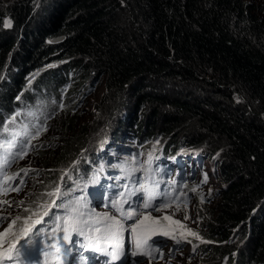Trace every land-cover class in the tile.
<instances>
[{
    "label": "trees",
    "instance_id": "obj_1",
    "mask_svg": "<svg viewBox=\"0 0 264 264\" xmlns=\"http://www.w3.org/2000/svg\"><path fill=\"white\" fill-rule=\"evenodd\" d=\"M99 81L104 92L96 112L115 113L118 132L149 134L154 153L168 157L185 145L200 148L220 164L225 185L204 227L208 252L201 264L232 262L228 248L235 245L240 256L233 264H264V0H0V176L14 152L43 137L54 121L60 144L49 164L77 160L85 128L70 113ZM123 108L126 118L117 116ZM116 148L103 142L97 150L104 153L84 156L63 185L85 195L87 184L97 188L95 172L105 177L116 166L125 197L142 193L135 173L109 161ZM154 158L141 183L163 195L159 178L171 160ZM55 181L46 170L40 183L50 189ZM103 189L105 197L112 191ZM41 196L38 190L33 199ZM78 212L67 217L84 225ZM156 228L163 223L145 231ZM64 229L40 237L44 244L53 238L43 247L48 254ZM236 232L243 237L227 242ZM78 233L80 243L88 233ZM26 244L14 249L11 264L36 255L33 241Z\"/></svg>",
    "mask_w": 264,
    "mask_h": 264
},
{
    "label": "rangeland",
    "instance_id": "obj_2",
    "mask_svg": "<svg viewBox=\"0 0 264 264\" xmlns=\"http://www.w3.org/2000/svg\"><path fill=\"white\" fill-rule=\"evenodd\" d=\"M103 92V81L95 83L88 93L82 95L79 104L74 106V115L70 113L74 117L76 125H82L85 128L84 133L81 132L84 142L77 160L74 156L67 163L56 164L60 165L58 167L55 164L50 165L54 160L50 159L48 154L54 153L60 144L54 129H58L60 124L58 121H54L48 124V131L43 137L34 140L26 149L14 152L7 163L2 176H0V233H4L0 237V253H2L0 264L13 263L14 249L20 248L22 245L27 249L26 243L29 240L33 241L34 251L38 252L25 264H65V261L70 258L68 249L72 246L76 249L72 255L73 262L88 264V255L85 253L82 255L75 244V241L81 237L78 232L82 231V228H85V231L94 241L108 250L104 252L105 256H111V251L116 242L106 239L103 231L105 224L111 222L104 221L100 217L107 212L110 215L115 214L119 218V214L114 213L111 207V201L120 198L115 194L112 195V193L124 192L125 180L116 178L119 176L114 169L116 166L111 168L105 177H100L95 172L93 177L98 183L97 188L95 185L88 186L87 184L85 190L88 191L85 195L74 184L70 185L65 182L63 185V180L67 176L70 175L69 178L73 180L72 175L82 166L84 156L90 153L100 156L99 154L104 153L103 150H97L103 142L104 144L109 143L111 146H120L119 149L112 150V156H109L108 159L113 161L112 164L115 163V165H122L123 167L126 165L129 168L128 173H135L133 179L137 181V191L141 190V186L144 185L143 182L141 183L144 179L143 169L150 159L155 157L154 159H157L158 163L160 160L162 162L163 160L175 161L174 165L165 167L166 171L160 175L159 183L164 187V194L161 195L158 190L151 191V194L156 197L150 201L152 207L144 208L145 196L143 191L138 195L126 196L129 204L125 205V208L136 209L141 220L144 219V216H149L152 219L144 221V224L137 228L135 234H133L130 226L136 217L133 220H123L124 227L119 241L121 245L119 254L124 261H126L125 255H128L132 264H201L204 255L208 252L207 246H204L208 244L203 238L207 231L204 227L207 222L210 223V218L214 215L218 205L219 194L225 185L221 178L220 164L213 156H209L200 148L185 145L168 157L166 154L154 153L155 149L152 146L154 137L151 135L134 136L128 131L118 132L116 125H114L115 113L112 112L111 114L114 115L113 118L105 117V119L96 112V103ZM127 114L128 110L123 108L117 116L126 118ZM112 119L113 121L109 125ZM105 169L103 166L102 170ZM122 169L119 167L120 171ZM46 170H49L56 179L50 189H45L40 183L44 179ZM205 176L207 177L206 181ZM104 186L106 189L112 190L107 192V197L100 194ZM174 186H176V192L172 195L169 190ZM116 188L118 191L114 192ZM192 189L196 190L192 191ZM38 190L42 193L39 201L33 199ZM96 192L97 195L95 196ZM48 193L54 194L48 195ZM162 204L169 206L162 207L160 211H155ZM75 212L80 214L84 225L78 224V231H73L68 226V235H71L69 239L62 238V243L51 249L55 251L54 254H48L43 247L45 245V247H49L48 245L53 242V238L48 240V244H44L39 239L48 236L47 233L59 225H62L64 229L66 227L65 219H68L67 216L70 213L74 214ZM165 217H169V219H165ZM37 220L40 223H35ZM86 220H88L89 225H87ZM153 221L156 224L163 223L164 229L156 228L152 231L153 234H148L145 229L152 225ZM173 221H180V223L176 224ZM10 224L12 225L11 228H9ZM25 227L29 229L27 233L23 231ZM96 229L101 231L97 232ZM192 232L197 235H191ZM162 233H167V235ZM236 237H243L242 233H234L227 242L232 243L237 240ZM137 239L142 241L147 239V243H142L141 247L137 248L135 243ZM235 247L237 249L236 245L231 249L227 247L233 261H227V257H223L220 260L221 264H233L235 262L234 256H240V252ZM92 251L98 250L92 248Z\"/></svg>",
    "mask_w": 264,
    "mask_h": 264
},
{
    "label": "snow or ice",
    "instance_id": "obj_3",
    "mask_svg": "<svg viewBox=\"0 0 264 264\" xmlns=\"http://www.w3.org/2000/svg\"><path fill=\"white\" fill-rule=\"evenodd\" d=\"M11 25L10 21H5V27H9ZM207 180V177L205 176V181ZM196 189H192V191H195ZM141 191L144 192V203L143 206L145 209L152 207V204L150 203L151 200H154L156 197L154 195L151 194V191L144 188L143 186H141ZM54 193H48V195H53ZM135 191L129 193L128 195H135ZM120 199H113L111 201V207L114 210V213H118L119 214V218L117 217V215L115 214H109L107 212H105L103 214L102 217H100L102 220L104 221H110L111 223H106L105 227H104V233H105V238L106 239H111L113 241H115L116 243L113 246V249L111 251V255L113 257V259H117L118 255H119V250L121 248V245L119 243L120 241V236H121V232L123 230V220H133L134 217H136L134 223L130 226L131 230L133 232V234L136 233L137 228L141 225L144 224V221L146 220H151L152 218L149 216H144V219L141 220L139 219L138 215H137V211L136 209L133 208H125L124 206L129 204V200L125 197V193L124 192H120L119 194ZM168 204H162L161 207H157L155 209V211H160L161 208H166L168 207ZM123 218V219H121ZM165 219H169V217H165ZM185 219H187V217H185ZM35 223H40L39 220L35 221ZM153 223H155V221H153ZM173 223L179 224L180 221H173ZM79 224L78 220L75 219H65V229H64V237L63 239L68 240L69 236H68V226H70L72 228L73 231H78L79 229L77 228V225ZM12 225H9V228H11ZM146 227V226H145ZM28 227H25L23 229V231L25 233L28 232ZM7 231V230H6ZM97 232H100V229H96ZM82 234V233H81ZM164 235H167V233H162ZM4 235V233H0V237H2ZM191 235L196 236L197 234L195 232H192ZM137 248L141 247L142 243L146 244L147 243V239L145 240H140L137 239L135 241ZM57 251H59V249H57ZM0 255H2V253H0ZM9 259H11V257H9Z\"/></svg>",
    "mask_w": 264,
    "mask_h": 264
},
{
    "label": "bare ground",
    "instance_id": "obj_4",
    "mask_svg": "<svg viewBox=\"0 0 264 264\" xmlns=\"http://www.w3.org/2000/svg\"><path fill=\"white\" fill-rule=\"evenodd\" d=\"M109 156H112V155H109ZM174 163H175V161H170L169 166L174 165ZM95 188H96V186H95ZM159 240H161V239H159ZM157 242H158V240H157ZM88 247H89V241L88 240L86 242H83V243H77V248L79 250L86 251ZM68 251L70 252V258L65 261V264H77V263L73 262V258H72V255L76 252L75 247H73V246L69 247ZM101 261H102V257L99 254L91 252V258H90L91 264H96V263L100 264ZM125 264H132L130 257L128 258V261Z\"/></svg>",
    "mask_w": 264,
    "mask_h": 264
},
{
    "label": "clouds",
    "instance_id": "obj_5",
    "mask_svg": "<svg viewBox=\"0 0 264 264\" xmlns=\"http://www.w3.org/2000/svg\"><path fill=\"white\" fill-rule=\"evenodd\" d=\"M157 234V233H155ZM125 258H126V261H123V262H118V263H115V264H125L127 261H128V255H125Z\"/></svg>",
    "mask_w": 264,
    "mask_h": 264
},
{
    "label": "water",
    "instance_id": "obj_6",
    "mask_svg": "<svg viewBox=\"0 0 264 264\" xmlns=\"http://www.w3.org/2000/svg\"><path fill=\"white\" fill-rule=\"evenodd\" d=\"M60 39H62L61 37H58V38H54V39H52L51 41L52 42H55V41H58V40H60Z\"/></svg>",
    "mask_w": 264,
    "mask_h": 264
}]
</instances>
